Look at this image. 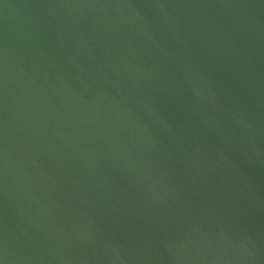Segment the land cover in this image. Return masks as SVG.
Masks as SVG:
<instances>
[{"label":"water","instance_id":"1","mask_svg":"<svg viewBox=\"0 0 264 264\" xmlns=\"http://www.w3.org/2000/svg\"><path fill=\"white\" fill-rule=\"evenodd\" d=\"M0 264H264V0H0Z\"/></svg>","mask_w":264,"mask_h":264}]
</instances>
